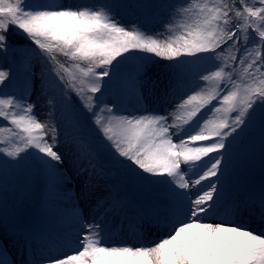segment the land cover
Segmentation results:
<instances>
[{
	"label": "snow or ice",
	"instance_id": "snow-or-ice-1",
	"mask_svg": "<svg viewBox=\"0 0 264 264\" xmlns=\"http://www.w3.org/2000/svg\"><path fill=\"white\" fill-rule=\"evenodd\" d=\"M9 52L0 264H264V0H0Z\"/></svg>",
	"mask_w": 264,
	"mask_h": 264
},
{
	"label": "rangeland",
	"instance_id": "rangeland-1",
	"mask_svg": "<svg viewBox=\"0 0 264 264\" xmlns=\"http://www.w3.org/2000/svg\"><path fill=\"white\" fill-rule=\"evenodd\" d=\"M163 63V62H162ZM0 66L4 68L11 67L12 71L16 74L17 79L19 80L22 75V68L20 67L19 61H15L14 56L12 52H9V54L6 57H0ZM201 65L193 66L191 71L194 73L195 71L200 70ZM163 68L162 66H157V74H162ZM41 119H43L44 114L40 113ZM255 133V140L253 144L247 147L248 151L250 152V155L247 160H244L240 167L242 168L243 172L245 174H250L256 182L259 181L255 177L254 170L257 166V159L261 157L260 152V141H259V129L256 128L253 130ZM63 138V137H62ZM65 152L71 153L74 151V146L66 144L64 149ZM65 167L69 169V173H71V165L66 160ZM83 180V177H80L78 180L74 179L73 182L69 185V187L78 188V185L80 181ZM29 187L25 188L23 185L20 186L17 191L16 195L21 197L23 199V206L22 208L17 209V212H20L24 214L32 223L41 225L45 223V218L43 215V212L41 210V177L36 176L35 178H29L28 181ZM11 193L9 194L11 198ZM82 206H84L86 209L91 206V202L88 204H84L82 202ZM9 213H12L13 210L11 208L8 209ZM2 231V229H0ZM155 230H149L147 232V238H151L152 232ZM131 242V240H129ZM19 257V253H17L14 258L17 259ZM19 260V259H17Z\"/></svg>",
	"mask_w": 264,
	"mask_h": 264
},
{
	"label": "trees",
	"instance_id": "trees-1",
	"mask_svg": "<svg viewBox=\"0 0 264 264\" xmlns=\"http://www.w3.org/2000/svg\"><path fill=\"white\" fill-rule=\"evenodd\" d=\"M13 55H14L16 61L19 60V56H18V55H15V54H13ZM61 59H63V58L61 57ZM208 66H209V65L205 64V65H202V68H204V67H208ZM202 68H201V69H202ZM253 138H254V134L252 133L251 136H250V138H248V139L245 141L246 146L250 145V144L253 142V140H254Z\"/></svg>",
	"mask_w": 264,
	"mask_h": 264
},
{
	"label": "water",
	"instance_id": "water-1",
	"mask_svg": "<svg viewBox=\"0 0 264 264\" xmlns=\"http://www.w3.org/2000/svg\"><path fill=\"white\" fill-rule=\"evenodd\" d=\"M258 168H257V176L259 179H261L262 176V159L259 158Z\"/></svg>",
	"mask_w": 264,
	"mask_h": 264
},
{
	"label": "bare ground",
	"instance_id": "bare-ground-1",
	"mask_svg": "<svg viewBox=\"0 0 264 264\" xmlns=\"http://www.w3.org/2000/svg\"><path fill=\"white\" fill-rule=\"evenodd\" d=\"M29 222L32 223L30 220ZM10 253L14 257L18 252L15 249H10Z\"/></svg>",
	"mask_w": 264,
	"mask_h": 264
}]
</instances>
